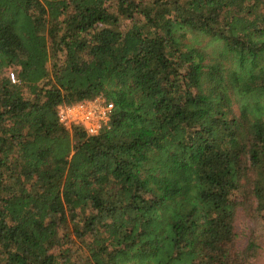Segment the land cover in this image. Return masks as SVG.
<instances>
[{
  "label": "trees",
  "instance_id": "1",
  "mask_svg": "<svg viewBox=\"0 0 264 264\" xmlns=\"http://www.w3.org/2000/svg\"><path fill=\"white\" fill-rule=\"evenodd\" d=\"M98 96L97 134L60 125ZM241 208L264 218V0H0V264H254Z\"/></svg>",
  "mask_w": 264,
  "mask_h": 264
},
{
  "label": "rangeland",
  "instance_id": "2",
  "mask_svg": "<svg viewBox=\"0 0 264 264\" xmlns=\"http://www.w3.org/2000/svg\"><path fill=\"white\" fill-rule=\"evenodd\" d=\"M187 36L189 43L203 48L208 60L220 53L221 42L213 41L204 35L189 33ZM223 61L226 62L225 65H231L230 61L226 59H223ZM232 66L236 67L235 64H232ZM232 109L237 116L239 111L236 103L233 104ZM235 224L238 234L237 248L239 250L247 249L249 260L254 264H264V218L253 213H248L245 209L241 208L237 212Z\"/></svg>",
  "mask_w": 264,
  "mask_h": 264
},
{
  "label": "built area",
  "instance_id": "3",
  "mask_svg": "<svg viewBox=\"0 0 264 264\" xmlns=\"http://www.w3.org/2000/svg\"><path fill=\"white\" fill-rule=\"evenodd\" d=\"M12 82H15L14 72H9ZM113 104L98 96L71 104L61 103L57 106V118L60 125L71 131L73 127H80L87 135L97 134L109 123Z\"/></svg>",
  "mask_w": 264,
  "mask_h": 264
}]
</instances>
